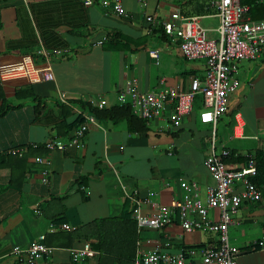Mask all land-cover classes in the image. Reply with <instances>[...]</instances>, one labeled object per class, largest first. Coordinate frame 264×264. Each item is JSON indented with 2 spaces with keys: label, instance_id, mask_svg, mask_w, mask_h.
<instances>
[{
  "label": "crops",
  "instance_id": "0c3cea01",
  "mask_svg": "<svg viewBox=\"0 0 264 264\" xmlns=\"http://www.w3.org/2000/svg\"><path fill=\"white\" fill-rule=\"evenodd\" d=\"M119 1L123 15L111 10L110 0H94L90 6L81 0H0V72L17 68L26 56L52 70L49 81L0 79L5 98L16 106L0 116V264H26L12 249H25L42 234L54 248L49 261L69 264V249L87 241L76 239L62 247L55 235L101 220L103 246L110 254L103 253L102 262L97 254L79 264H132L137 241L140 253L166 242L171 251L214 243L216 237L208 231L186 233L177 221L161 230L138 233L136 227L133 237L131 196L169 205L182 198L178 179H184L194 184L193 198L204 201L206 188L214 185L203 164L212 146L217 153L229 150L233 157L264 151L263 59L238 63L239 85L214 127L200 122L198 95L192 111L177 123L168 120L169 106L146 121L142 132L118 116L95 117L81 138L83 147L69 145L82 113L88 112L76 101L91 108L119 107L117 94L131 80L140 92H156L164 87L186 90L192 78L204 76L203 60L185 59L178 42L162 36L161 23L172 12L185 15L189 10L182 2ZM191 15L200 16L204 37H218L220 20L213 9ZM149 16L154 23L146 21ZM99 40L103 42L95 45ZM153 49L158 50L157 63L149 55ZM22 88L36 98L22 92V99H16ZM51 139L64 142L65 149L45 150L42 144ZM18 148L24 149L22 155L10 153ZM36 157L45 165L36 163ZM227 162L232 169L246 164L231 158ZM43 169L48 170L46 184ZM259 189L262 200L243 203L237 212L240 223L228 227L229 244L240 250V264H264V250L254 245L264 235V186ZM151 212V205H142L143 214ZM208 215L217 219L218 211L210 209ZM63 224L71 230L59 229Z\"/></svg>",
  "mask_w": 264,
  "mask_h": 264
},
{
  "label": "built area",
  "instance_id": "2783aa9c",
  "mask_svg": "<svg viewBox=\"0 0 264 264\" xmlns=\"http://www.w3.org/2000/svg\"><path fill=\"white\" fill-rule=\"evenodd\" d=\"M84 6H90L94 0H81ZM180 3L184 0H172ZM111 10L117 15L124 11L119 0H110ZM220 23L217 28V38H206L199 25L200 16L182 15L174 11L168 21L161 23L164 34L179 44L182 55L187 60H203L205 72L202 78H192L186 90L175 87L160 88L156 92H140L135 80L127 84L126 91L117 94L119 105L129 104L132 112L145 121L155 118L169 106L170 123H177L193 109L196 96L202 99V111L199 113L201 123L212 124L213 127L219 116L227 110L229 95L238 87L239 80L235 74L240 61L264 60V20L252 19L249 15V5L241 0H209ZM146 21L154 23L152 17ZM175 23H178L175 26ZM103 40L95 42L100 45ZM38 53L47 57L44 51ZM149 55L157 63L158 50H149ZM25 77L30 80L52 79L49 64L38 67L30 56L23 57L17 68L5 69L0 72V79L6 77ZM103 106L105 101L100 100ZM82 122L76 127L69 145L83 147L81 138L87 132L88 124L94 122L95 116L90 112L82 113ZM47 151L65 149L66 144L59 139H51L42 144ZM33 148L36 145H32ZM23 148L11 150V154L22 155ZM229 150L215 152L213 146L204 159V167L214 180V185L206 188L204 201L192 196L193 185L184 179H178L183 190L181 199L172 201L169 205L153 204L149 197L138 198L131 196V211L135 220L137 232L143 229L161 230L174 222H178L183 232L190 233L206 230L216 237L214 243L184 247L177 250H167L164 246L156 245L152 250L143 253L139 251L136 242L134 264H240L237 260L240 250L229 244L228 227L238 225L239 207L245 203H256L262 200V192L252 178L256 175L255 161L252 155H246V164L240 169H232L228 163ZM35 162L44 164L42 157H36ZM42 183H47L48 170L43 169ZM168 185V184H166ZM152 207L150 215L142 213V205ZM217 210L218 218L211 219L208 211ZM59 229L70 231L71 227L63 224ZM180 237V235H178ZM254 245L264 250V235L254 242ZM54 248L45 243V235H40L29 247L12 249L21 261L26 264H52L49 257ZM69 264H79L87 258L97 255L89 242H84L80 248L69 249ZM58 264V263H56Z\"/></svg>",
  "mask_w": 264,
  "mask_h": 264
},
{
  "label": "trees",
  "instance_id": "16d2710c",
  "mask_svg": "<svg viewBox=\"0 0 264 264\" xmlns=\"http://www.w3.org/2000/svg\"><path fill=\"white\" fill-rule=\"evenodd\" d=\"M241 2L249 5V15L252 19L264 20V0H241ZM182 4L183 7L189 9L185 13V15H191V14L202 15L212 11V9L214 10V8L210 5L209 0H184L182 1ZM162 33H163L162 36H164L165 34L163 30ZM22 92H26V94H28L29 97L32 96L33 99L36 98L33 95V93H31L27 88L17 89L15 92V98L22 99L21 98ZM75 103L79 104L81 108L86 107L88 112H90L99 119L105 118L112 120L117 118L118 116V118L125 119L128 122V125L131 126V129H133L136 132H142L145 129L146 121L136 116L132 112L129 104H122V105H118L119 107L103 109V108H91L86 102L80 103L76 101ZM15 107H16L15 105H11L10 103H8L7 99L4 96L2 87L0 85V116H3L9 110H12ZM79 121L81 122L82 118ZM35 151L40 152L41 150H35ZM230 158L232 161L247 162V158L241 157L239 155L236 157L231 156ZM253 158L256 166V175L251 180L258 187H263L264 186V151H256L253 155ZM123 219H126V217ZM94 228L96 231L94 230ZM102 228H103V220L99 222H90L74 231L56 234L55 236H57V238L59 239L58 244L62 247H69L71 243L76 239H83L89 242L91 247L97 251V254H99V262H102L103 253L104 254L108 253V251H106V248H104L103 246V234L100 233ZM133 233H134L133 237L136 236L135 221H134ZM131 255L133 257V251H131Z\"/></svg>",
  "mask_w": 264,
  "mask_h": 264
},
{
  "label": "rangeland",
  "instance_id": "374dc122",
  "mask_svg": "<svg viewBox=\"0 0 264 264\" xmlns=\"http://www.w3.org/2000/svg\"><path fill=\"white\" fill-rule=\"evenodd\" d=\"M39 62H42V60H39Z\"/></svg>",
  "mask_w": 264,
  "mask_h": 264
}]
</instances>
